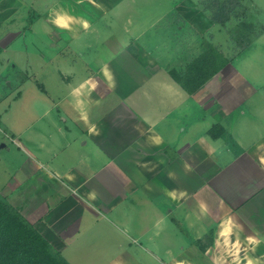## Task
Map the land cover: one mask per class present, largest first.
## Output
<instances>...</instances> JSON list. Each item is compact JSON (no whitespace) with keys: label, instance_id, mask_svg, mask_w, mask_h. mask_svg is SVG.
I'll use <instances>...</instances> for the list:
<instances>
[{"label":"crops","instance_id":"0c3cea01","mask_svg":"<svg viewBox=\"0 0 264 264\" xmlns=\"http://www.w3.org/2000/svg\"><path fill=\"white\" fill-rule=\"evenodd\" d=\"M153 1L150 0L163 4ZM141 3H98L102 14L88 19L70 12L62 0H0V103L21 104L29 87H35L42 94L37 102L43 110L36 132L32 124L27 130L9 128L1 132L4 138L0 136V163L8 161L10 169L3 188L10 186L20 193L38 189L42 198L36 208H43L45 213L55 200H69L72 205L80 202L81 209L75 215L68 211L67 203L61 202L53 206L57 211L45 214L55 229V238L62 244L61 255L70 264L80 261L71 248H83L78 243L88 235L89 242L95 237L102 239L97 262L103 264H120L119 256L129 250L136 254V248L149 254L148 264H160L162 260L165 264H264V185L245 203L255 206L254 201L260 198V221L257 206L230 207L226 215L218 210L214 213L203 201L195 207L188 206L190 192L185 189L159 191L156 182L148 186L139 179L143 153L135 146L140 139L151 149H161L167 166L172 163L169 153L175 150L194 147L197 153L211 151L210 143L206 144L209 135L213 137L211 126L207 128L206 110L210 108L173 76L165 80L163 74H187L189 66L205 54L207 43L216 46L208 34L214 35L213 26L221 24L206 15L209 11L204 6L201 5L204 12L200 6L194 7L187 19L201 15L207 17L210 25L195 28L200 32L198 37L195 35L197 40L203 35L201 49L191 42L181 46L180 36L185 42L190 41V36L177 29L186 23L174 9L180 7V2L174 4L170 0L164 8L150 9L148 15L143 14ZM170 14L179 20L177 24L169 21ZM114 22L116 26H111ZM37 23H44L46 32L42 31L44 34L39 37L34 32ZM192 23L196 26L195 20ZM103 24L107 27L101 30ZM159 24H167L166 32L172 30V35L159 36ZM146 30L150 34L148 43L143 39ZM144 53L173 64L163 65L151 56L148 62L155 67L150 65L152 70L147 76L140 62ZM223 54L229 62L214 77L234 65L233 58ZM122 80L133 88L128 96L117 100L118 119L133 121L128 131L105 127V116L96 118L93 110L95 104L105 103ZM100 83L109 92L105 96L97 92ZM214 101L213 104H221L218 98ZM243 102L230 101L228 118L240 111ZM214 123L212 127H219L218 136L227 132L221 120ZM24 134L26 143L20 138ZM218 136L212 139L216 144L213 151L228 154L230 146L225 142L223 150L218 148ZM260 162L264 165V157ZM149 168L150 165L142 167V171ZM19 169L22 178L15 177ZM103 174L104 184L99 181ZM215 214H223L219 222L211 219ZM216 223L219 229L215 245L204 246ZM240 227L249 231L244 240ZM89 229L100 234L93 236ZM214 249L219 252L214 254ZM82 252L85 258L91 256L86 249Z\"/></svg>","mask_w":264,"mask_h":264},{"label":"rangeland","instance_id":"374dc122","mask_svg":"<svg viewBox=\"0 0 264 264\" xmlns=\"http://www.w3.org/2000/svg\"><path fill=\"white\" fill-rule=\"evenodd\" d=\"M62 1L65 7L71 8L70 12L73 14L83 18L93 19L102 14L100 8H98V3L100 5L103 3L104 5L111 6L118 0ZM154 1L162 2L163 4H153L150 0H140V2H142L140 8L143 11V14L148 15L150 9L156 6L158 8H164L165 4H167L166 2H170V0ZM190 1H193L195 6ZM178 2H180V7L178 6L179 8L174 9L177 16H181L186 23L184 25H178L177 29L180 28L179 33L184 34L183 32H185V35L190 36V41L186 40V42L183 37L180 36L178 44H181V46L185 43L191 42V45H195V47L201 49V37L203 35L200 34V40H197L195 35L198 37V34L200 33L197 29L198 27L203 29L206 25H210L208 24L207 17L202 18L201 15H196L198 20L194 18L195 16L187 19L192 15L191 11L194 10V7H201V5L202 7L204 6L203 8L209 11L207 14L205 13L208 17L218 16L224 18V16L228 15L230 17L228 21L213 26V33L215 34H208V37H210V40L216 45L215 47L217 49H220L222 53H226L227 56L233 58L234 65L225 68V70L218 76L214 77L213 75L204 86L201 88H195L193 91L194 96L198 97L205 106L210 108L206 110V116L209 121L207 128L211 126V131L218 136L219 127L212 126L215 125L214 121L221 120L224 129L227 130V132L224 130L225 132L216 137H220L219 141H216L218 148L223 150V144L225 142V144L230 146V150L228 154L224 153V151L214 152V145H216L212 140L214 136L212 137L209 135L206 144L210 143L208 148H210L211 151L206 150V152L202 151L197 153L194 151V147H192L189 150L184 149L182 151L175 150L173 153L168 152L172 158V163L170 162L171 164L167 166L165 165L167 161L163 157L161 149H151L142 139H140L137 145L135 144V148L143 153L140 158V167L138 168L139 179L147 183L148 186L149 183L152 182L153 185L154 182H156L159 191H167L171 188L185 189L190 192L187 201L188 206L195 207L198 202L203 201L208 207L214 209V213L218 210V212H222L226 215L230 211V207L235 209V206L238 208L250 205L253 207L257 206L256 209H258L259 214L257 218L261 221L263 216L259 213L261 212L262 207V201L260 198L254 201L257 203L255 206L254 203L250 205H245V203L258 193L257 189H259V187L264 185V165L260 162V158L264 157V0H174V4ZM202 7L200 9L204 12ZM37 13V10H35V14L33 13L34 17L37 16ZM172 17L173 16L170 14L168 17L169 21H175L177 24L179 20ZM192 20H195L196 26L193 25ZM167 24L170 27L172 26V23ZM167 24L158 25L156 33H158L159 36L166 38V36L170 37L172 35V30L168 29L169 33L166 32ZM111 26H116L115 22ZM106 27L107 24H103L99 28L102 30ZM42 31L45 32L44 23L35 24L34 32L37 33L38 37L39 35L44 34ZM144 32L143 35L145 36L143 39L147 42L150 34L147 30L145 33ZM184 51L187 53L186 49H184ZM207 52L208 54L211 52L208 46ZM151 56L158 59L155 55L144 53L142 60L140 61L143 68L147 71V76L152 70L150 65L155 67L153 62V64H149L148 62ZM162 59L163 60L158 59V61L161 60L163 65L173 64L164 58ZM238 68L245 73L241 72ZM247 69H249L248 73ZM168 73H170V71ZM170 76L172 77V73L169 75L167 73L163 74L165 80H170ZM132 89V87L128 86L127 83L122 80L121 84L116 86V88H113L111 93H109L106 87L100 83L97 92L103 96L109 93V96H107L105 103L94 105L93 110L96 115L94 117L98 118L104 115L106 120L105 127L116 126L118 128H126V130L132 128L133 121L118 119L117 107V100L123 98L122 96H128ZM28 90V95L21 104L15 103L10 105L11 103H9V101L0 103V113H2L0 116V136L3 129H6L7 131L9 128H23L24 130H27L26 128L32 124L35 128L33 131L36 132L40 127L38 124L39 114L43 110L39 106L37 100L42 97V94L35 87H29ZM217 98L218 101L221 100L220 105L217 102L213 104V102H215L214 100ZM231 100L238 103L245 101V103H242L243 106L239 108L240 111L238 113L233 114V116L230 115V118H228L227 110H229ZM148 105L149 104H147L146 107L147 112L150 111ZM35 132H32V134L36 135ZM180 137L181 136L178 138ZM20 138L26 143L25 139L27 138L25 134ZM121 157L122 154L117 157V161L115 160V162H118ZM224 157H226V160H224ZM144 163H146V166ZM8 165V161L0 163V199L5 204L19 211V213L46 238L51 247L61 254L60 248L62 247V244L57 241V238H55V229L49 224L47 221L49 216H46L45 214L49 211H55L56 208L53 206L61 202V204L67 203L70 208H68V211L75 215L77 209H81L80 202L78 201L77 204L72 205L69 200H55L52 202L50 209L45 213L43 208H36L38 203H41L40 198H42V194L38 192V189H30L20 193L17 192V189L12 191L10 186H7V190L3 188V184L7 185L8 174L10 172ZM149 165L151 168L146 170L147 172L145 170L143 172L142 167L148 168ZM21 171L22 169L17 170L15 177L19 178L20 176L22 178ZM99 181L102 184L106 182L104 174L100 176ZM13 185L14 184H12V186ZM214 192L217 193L218 196L215 195ZM219 197L223 198L222 204L219 203ZM64 199H67V197L65 196ZM57 210L58 209H56V211ZM223 214H215L211 219L215 222H219L218 220H220L219 218L223 216ZM216 224L217 225L213 227L212 231L209 232V235L203 242V244L206 243L204 246L215 245V235L219 229L218 223ZM252 224L256 226V223L253 222ZM246 226L249 229L252 227L250 223H247ZM240 228L242 231L240 232V236L242 237V240H244L249 231H246V228ZM89 233L93 234V236L100 234L95 233L94 230L91 233V229H89ZM88 237L89 235L78 243V245H83V248L72 247L70 250L71 252L72 250L73 252L76 251L75 258L78 257L80 259L77 264H103L97 262L99 250L103 244L102 239L95 237L89 242L87 239ZM83 249H86L87 253L91 255L89 258L82 256ZM135 251H137V255L134 254L132 250L121 254L119 256L120 264H140L139 262H142L143 264L149 263L150 256L148 253L139 248H136ZM218 252V249L213 250L214 254H217ZM160 259L162 260V258ZM160 264L165 263L162 260Z\"/></svg>","mask_w":264,"mask_h":264},{"label":"trees","instance_id":"16d2710c","mask_svg":"<svg viewBox=\"0 0 264 264\" xmlns=\"http://www.w3.org/2000/svg\"><path fill=\"white\" fill-rule=\"evenodd\" d=\"M215 22L224 23L230 18L211 16ZM210 54H205L189 66L184 76L172 71V76L192 93L213 75H216L229 60L208 43ZM211 134L216 136L211 130ZM0 264H70L55 251L46 238L39 233L15 208L0 199Z\"/></svg>","mask_w":264,"mask_h":264}]
</instances>
